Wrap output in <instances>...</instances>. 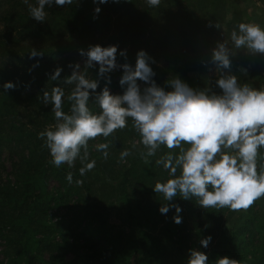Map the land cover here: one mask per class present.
Here are the masks:
<instances>
[{
	"label": "trees",
	"instance_id": "trees-1",
	"mask_svg": "<svg viewBox=\"0 0 264 264\" xmlns=\"http://www.w3.org/2000/svg\"><path fill=\"white\" fill-rule=\"evenodd\" d=\"M29 3L35 5L36 0ZM95 7L92 0H73L66 8L46 7V20L39 23L23 0H0V85L9 81L17 85L7 93L0 88V264H186L192 248L205 251L210 261L229 256L241 264H264V218L252 210L238 214V225L229 233L226 223L236 215L227 208L204 210L195 199L177 197L173 202L183 209L179 225L172 219L174 209L167 216L159 212L167 202L151 188L169 178L155 164L167 149L145 164L142 145L132 148L139 137L130 123L108 138L112 143L106 160L94 145L108 141L101 137L90 142L89 159L96 167L85 176L79 174V160L74 168L49 163V151L38 134L55 120L51 106L42 102V90L50 92L59 85L67 94L70 86L49 81L46 74L61 67L60 80L70 75L69 64H83L79 49L119 45L120 50L127 49V62L133 65L136 53L145 50L156 61L151 66L160 86L168 72L187 65V43L168 37L175 22L162 5L151 8L145 0H121L100 5L102 11L94 20ZM165 15L166 25L161 22ZM31 48L43 50L45 56L28 59ZM37 61L39 67L30 72ZM124 62L118 56V63ZM97 71L90 70L93 75ZM110 75L115 94L122 90V70ZM261 82L263 87V78ZM89 107L99 111L91 101ZM68 108L65 100L64 110ZM124 149L132 155L121 161ZM68 172L73 173L72 184L66 180ZM76 180L83 183L77 185ZM116 211L124 220L117 231L109 221ZM207 236L213 239L203 249L199 241Z\"/></svg>",
	"mask_w": 264,
	"mask_h": 264
},
{
	"label": "clouds",
	"instance_id": "clouds-1",
	"mask_svg": "<svg viewBox=\"0 0 264 264\" xmlns=\"http://www.w3.org/2000/svg\"><path fill=\"white\" fill-rule=\"evenodd\" d=\"M32 19L44 23L47 8H66L73 0H36L35 5L23 0ZM128 2V0H124ZM96 5L93 19L99 18L100 5L119 4L121 0H92ZM148 7L158 8L161 0H145ZM208 27L221 30L219 22L209 21ZM223 35V33H222ZM243 50V51H238ZM264 56V27L255 22H241L234 27L228 39L218 41L210 50V58L201 64L210 72L223 70L215 80L219 92L212 88H193L179 75L167 79L160 86L154 79L157 73L152 64L156 61L147 51L136 53L135 64L128 61L127 49L119 45H89L79 49L83 64H69L71 74L60 80L63 68L57 67L48 73L49 81H60L70 86L66 94L59 85L51 91L42 90V102L51 106L55 123L38 134L49 151L50 161L56 168L67 165L74 168L77 160L82 165L80 176H85L96 167V161L89 159V144L97 138L94 148L109 157V137L125 128H131L138 135L134 142L142 145L140 157L145 164L156 157L161 149H167L158 159L156 166L168 172L169 178L156 181L151 188L167 202L161 204L159 212L167 216L174 209L175 224L183 222V209L173 201L195 199L201 209H229L233 212L247 211L264 197V87L256 88L241 83L232 74V58L239 53ZM43 50L31 48L28 59L43 58ZM118 56L124 63H118ZM39 67V61L29 69ZM93 75L90 70L97 69ZM122 70L119 86L122 94H113L110 88L111 73ZM239 72L247 74V69ZM104 86L101 88V82ZM11 81L0 85L3 93L15 90ZM171 89L166 90V89ZM40 98V97H38ZM65 100L69 104L64 110ZM99 111L93 112L89 103ZM132 155L130 149L120 152L124 161ZM259 166V171H258ZM179 173V175H177ZM66 180L73 183V173L68 172ZM80 185L82 180H76ZM213 237L200 239L199 244L207 249ZM186 264H241L229 256H217L210 261L209 255L199 248L188 250Z\"/></svg>",
	"mask_w": 264,
	"mask_h": 264
},
{
	"label": "rangeland",
	"instance_id": "rangeland-1",
	"mask_svg": "<svg viewBox=\"0 0 264 264\" xmlns=\"http://www.w3.org/2000/svg\"><path fill=\"white\" fill-rule=\"evenodd\" d=\"M160 5L164 7L168 15L174 17L175 29L173 32L169 30L172 34L168 33V37H174L175 40L187 43L186 51L188 53L187 65L179 68L180 71L168 72L166 80L179 75L193 88L209 87L214 88L213 91L219 92L215 86V80L223 74V70L210 72L201 64V61L209 59L210 50L216 46L218 41H222L223 38L228 39L231 30L239 23L255 22L264 27V0H161ZM181 14L186 16V21L181 18ZM168 19L165 15L161 22L166 25L169 23ZM209 21L219 22L221 30L208 27ZM232 62L235 71L232 74L237 75L238 78H245L247 83L253 87H261L262 78L264 79V56L246 55L241 52L232 58ZM242 62H245L246 65L243 66ZM240 68L247 69V74L239 72ZM165 81L161 82L162 87L165 85ZM240 82L242 83V80ZM122 91L119 90L115 94H122ZM125 145L129 146L128 142ZM5 166L6 170H9L7 169L8 163ZM248 210L256 213L257 217L264 218V197L257 200ZM242 212L244 211L233 212V215L236 216L230 224L226 223L227 233L238 225L236 219L238 214L242 215ZM109 221L115 231L123 227L124 220L118 211L112 213Z\"/></svg>",
	"mask_w": 264,
	"mask_h": 264
}]
</instances>
